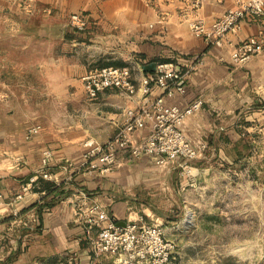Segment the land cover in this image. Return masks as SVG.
<instances>
[{
	"label": "crops",
	"instance_id": "obj_1",
	"mask_svg": "<svg viewBox=\"0 0 264 264\" xmlns=\"http://www.w3.org/2000/svg\"><path fill=\"white\" fill-rule=\"evenodd\" d=\"M241 1L204 0L195 9L193 0H0L19 17V72L14 75L19 80L0 79L1 85L18 90L0 92V102H19V107L0 108L2 264H47L55 256L80 264L111 262L112 255L91 248L99 230L88 228V216L99 212H92L93 206L105 211L104 221L167 223L174 220L172 206L184 189L208 179L217 166L242 172L246 163L237 156L242 150L257 148L264 166V13L247 14L221 44L190 25L197 16L210 23ZM73 12L87 13L85 27L70 24ZM251 36L259 37L262 48L247 61H236L233 48ZM163 59L187 71L186 91L167 95L166 101H203L181 126L192 142L207 143L205 154L166 165L129 155L105 173L82 167L86 142L108 140L128 108L161 93L157 85L148 94L112 87L93 97L83 75L94 66L130 64L139 84L153 71L143 65ZM37 124L29 137V127ZM147 132L140 129L135 136ZM45 148L53 151L49 180L64 181L66 192L40 214L35 204L42 201L41 191L16 195L39 173Z\"/></svg>",
	"mask_w": 264,
	"mask_h": 264
},
{
	"label": "built area",
	"instance_id": "obj_2",
	"mask_svg": "<svg viewBox=\"0 0 264 264\" xmlns=\"http://www.w3.org/2000/svg\"><path fill=\"white\" fill-rule=\"evenodd\" d=\"M203 2L204 0H193L195 9H200ZM258 13H264V0H243L216 16L210 23L197 16L190 21V25L196 34L204 36L209 42L221 44L226 34L236 30L247 14ZM69 20L72 26L85 27L88 15L84 12H73L69 15ZM262 46L259 37L251 36L233 48L232 56L236 61H247ZM186 72L173 60L157 61L156 69L144 74L137 84L133 78V66L130 64L90 68L83 75L90 96L94 97L100 91L112 87L131 94L141 89L148 94L155 85L161 88V93L141 105L128 108L124 122L108 140L86 142L87 149L84 151L81 166L87 170L93 168L105 173L115 168L121 158L129 155L149 156L160 165H166L179 157L188 160L203 156L207 143L192 142L181 126L182 121L201 106L202 99H195L186 105L166 101L167 95L186 91ZM39 127V124L30 126L28 136ZM145 128H148L147 134L137 138L135 132ZM52 155L50 148L43 149L39 173L27 179L22 191L16 195L17 198L27 191L35 190L40 178L49 179L53 176L50 169ZM91 210L94 213L99 211L97 215L92 214L87 218L89 230L93 225L99 227L98 234L91 237V248L95 254L112 255L117 264H167L175 258V242L167 236L162 223L144 219H129L125 223H119L113 218L104 221L107 217L104 210H99L97 205ZM6 264H14V261L8 260Z\"/></svg>",
	"mask_w": 264,
	"mask_h": 264
},
{
	"label": "rangeland",
	"instance_id": "obj_3",
	"mask_svg": "<svg viewBox=\"0 0 264 264\" xmlns=\"http://www.w3.org/2000/svg\"><path fill=\"white\" fill-rule=\"evenodd\" d=\"M3 5L0 2V79L11 75L8 83L14 84L19 80V74L14 76L19 72V17L15 8ZM10 89L16 91L14 85L0 84V92ZM13 104L19 107V102H0V108ZM256 149L238 153L246 163L242 172L217 166L208 179L184 189L172 206L174 220L162 223L175 242L176 256L167 264H264V166ZM67 262L55 256L47 264ZM94 264L117 263L111 259Z\"/></svg>",
	"mask_w": 264,
	"mask_h": 264
},
{
	"label": "trees",
	"instance_id": "obj_4",
	"mask_svg": "<svg viewBox=\"0 0 264 264\" xmlns=\"http://www.w3.org/2000/svg\"><path fill=\"white\" fill-rule=\"evenodd\" d=\"M169 59H163L161 61H167ZM37 190H40L43 194L42 201H38L35 205L39 207L40 214L44 206H50L57 203L62 196L65 195L64 181L55 182L49 179L40 178L38 185L34 187ZM11 214L9 217H12Z\"/></svg>",
	"mask_w": 264,
	"mask_h": 264
},
{
	"label": "water",
	"instance_id": "obj_5",
	"mask_svg": "<svg viewBox=\"0 0 264 264\" xmlns=\"http://www.w3.org/2000/svg\"><path fill=\"white\" fill-rule=\"evenodd\" d=\"M156 66H157V61H150L148 63H145L143 65V68L145 70H155L156 69Z\"/></svg>",
	"mask_w": 264,
	"mask_h": 264
}]
</instances>
